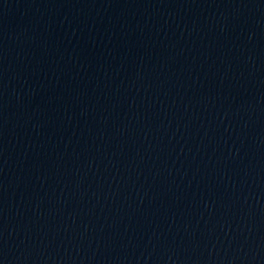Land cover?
Here are the masks:
<instances>
[{"label":"water","instance_id":"obj_1","mask_svg":"<svg viewBox=\"0 0 264 264\" xmlns=\"http://www.w3.org/2000/svg\"><path fill=\"white\" fill-rule=\"evenodd\" d=\"M0 264H264V0H0Z\"/></svg>","mask_w":264,"mask_h":264}]
</instances>
